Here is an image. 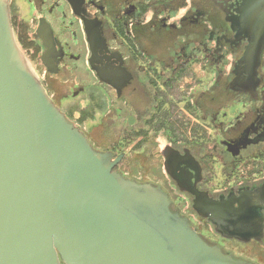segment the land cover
I'll return each instance as SVG.
<instances>
[{
    "label": "flooded vegetation",
    "instance_id": "1",
    "mask_svg": "<svg viewBox=\"0 0 264 264\" xmlns=\"http://www.w3.org/2000/svg\"><path fill=\"white\" fill-rule=\"evenodd\" d=\"M72 1L28 0L32 15L14 28L20 48L30 44L49 96L41 70L79 86L52 101L95 150L123 154L115 171L160 187L171 210L207 244L235 260L264 264V44L252 67L244 60L251 42L238 27L246 1ZM78 97L85 101L81 110L92 114L81 123L62 106ZM111 110L116 139L107 129L98 134ZM128 149H148L151 163L163 170L157 180L129 175L122 167ZM169 151L194 160L195 188L214 201L257 194L255 206L247 207L254 213L245 219L246 238L224 237L199 216L195 197L164 168Z\"/></svg>",
    "mask_w": 264,
    "mask_h": 264
},
{
    "label": "water",
    "instance_id": "2",
    "mask_svg": "<svg viewBox=\"0 0 264 264\" xmlns=\"http://www.w3.org/2000/svg\"><path fill=\"white\" fill-rule=\"evenodd\" d=\"M245 1L238 27L254 67L264 0ZM164 154L199 216L224 237L246 238L257 194L214 201L196 190L191 157ZM122 157L95 150L55 105L16 41L9 0H0V264H249L207 244L160 187L115 171Z\"/></svg>",
    "mask_w": 264,
    "mask_h": 264
},
{
    "label": "rangeland",
    "instance_id": "3",
    "mask_svg": "<svg viewBox=\"0 0 264 264\" xmlns=\"http://www.w3.org/2000/svg\"><path fill=\"white\" fill-rule=\"evenodd\" d=\"M9 5H11V8H13V20L15 19V27L17 28L19 26L20 23H22V21H27L31 15H32V6L31 4L28 2V0H9ZM34 19V17H33ZM32 26V25H31ZM30 26V27H31ZM16 30V29H15ZM16 37V36H15ZM19 45V44H18ZM20 47V45H19ZM23 54L25 55V57L30 60V64L32 66L33 69H35V65L33 64L34 62L31 58V56L34 57L32 50H28L27 48L24 47V49H21ZM41 72V76L44 77L45 79L47 78L49 85H47L48 87V91L50 96H52L54 98V100H56V102H61V97L62 95H66V94H70L71 90H75V88L79 87V86H73L76 85L74 84V82L72 81H68L65 80V83H63V81L61 79H59L58 77H53L50 78L49 75H46L45 72H43V70L39 71ZM49 78V79H48ZM85 104V101L83 99V97H78L75 99H63V108L66 109H71L72 111H74L73 113V117H71V119L75 120V118H77L78 113L75 111L77 109H82V106ZM105 121H102L100 125V130H99V135L101 134V132L106 131V129L108 130L107 135L111 138V139H116L118 138V133L117 130L115 129V116H114V110H111L108 114H106L104 116ZM154 144H156L154 142ZM126 153V157L124 158L123 161V168L129 173V175H131L132 173H138L140 174L143 178H146L145 176L148 177H158L157 172H163L161 165L158 166V168L160 170H158L157 165L156 164H152L151 161L148 158V149L145 150H141L139 151L140 153L135 154L133 153V151H131L130 149L128 150H123ZM163 174V173H162ZM157 180V178H155Z\"/></svg>",
    "mask_w": 264,
    "mask_h": 264
},
{
    "label": "trees",
    "instance_id": "4",
    "mask_svg": "<svg viewBox=\"0 0 264 264\" xmlns=\"http://www.w3.org/2000/svg\"><path fill=\"white\" fill-rule=\"evenodd\" d=\"M11 13V12H10ZM13 19V17H12V15H11V21H12V27H13V29L15 28V22H14V20H12ZM16 31V30H15ZM17 39H18V41L20 42V37H19V35L17 34ZM25 44V43H24ZM24 47L25 48H29L30 47V44H25L24 45ZM69 110V109H68ZM78 114H79V116H78V118L76 119V121L77 122H79V123H81V122H83L84 120H86L87 118H89V117H91L92 116V114L91 113H89V112H84L83 110H81V109H77V110H75ZM69 112H70V116L71 117H73V113H74V111H72L71 109L69 110Z\"/></svg>",
    "mask_w": 264,
    "mask_h": 264
}]
</instances>
